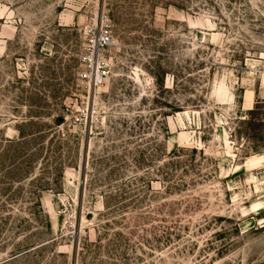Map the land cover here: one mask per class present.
<instances>
[{
	"label": "rangeland",
	"instance_id": "374dc122",
	"mask_svg": "<svg viewBox=\"0 0 264 264\" xmlns=\"http://www.w3.org/2000/svg\"><path fill=\"white\" fill-rule=\"evenodd\" d=\"M104 15L95 86L84 30ZM76 247L264 264V0H0V264Z\"/></svg>",
	"mask_w": 264,
	"mask_h": 264
},
{
	"label": "built area",
	"instance_id": "2783aa9c",
	"mask_svg": "<svg viewBox=\"0 0 264 264\" xmlns=\"http://www.w3.org/2000/svg\"><path fill=\"white\" fill-rule=\"evenodd\" d=\"M85 51L81 77L95 86L104 83L108 77L105 58L107 49L112 45V25L108 16L101 18L100 24L85 27Z\"/></svg>",
	"mask_w": 264,
	"mask_h": 264
},
{
	"label": "trees",
	"instance_id": "16d2710c",
	"mask_svg": "<svg viewBox=\"0 0 264 264\" xmlns=\"http://www.w3.org/2000/svg\"><path fill=\"white\" fill-rule=\"evenodd\" d=\"M98 242L100 243L101 240H99ZM85 251H86V248L84 247V248H83V253H84ZM74 253H75V264H78V248H77V247L75 248V252H74ZM81 259H83V261L86 260V258H85L84 255L82 256Z\"/></svg>",
	"mask_w": 264,
	"mask_h": 264
},
{
	"label": "bare ground",
	"instance_id": "6f19581e",
	"mask_svg": "<svg viewBox=\"0 0 264 264\" xmlns=\"http://www.w3.org/2000/svg\"><path fill=\"white\" fill-rule=\"evenodd\" d=\"M256 160H258V159H256Z\"/></svg>",
	"mask_w": 264,
	"mask_h": 264
}]
</instances>
